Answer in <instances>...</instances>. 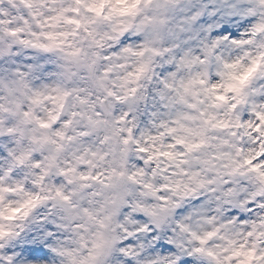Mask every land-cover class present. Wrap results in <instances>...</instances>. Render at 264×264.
Returning <instances> with one entry per match:
<instances>
[{"label": "clouds", "instance_id": "1", "mask_svg": "<svg viewBox=\"0 0 264 264\" xmlns=\"http://www.w3.org/2000/svg\"><path fill=\"white\" fill-rule=\"evenodd\" d=\"M0 264H264V0H0Z\"/></svg>", "mask_w": 264, "mask_h": 264}]
</instances>
